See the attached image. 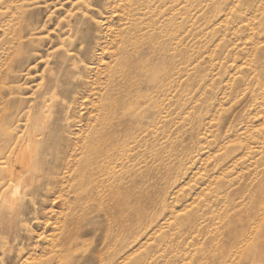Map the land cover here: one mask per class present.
I'll list each match as a JSON object with an SVG mask.
<instances>
[{
  "label": "rangeland",
  "instance_id": "rangeland-1",
  "mask_svg": "<svg viewBox=\"0 0 264 264\" xmlns=\"http://www.w3.org/2000/svg\"><path fill=\"white\" fill-rule=\"evenodd\" d=\"M0 195V264H264V0H0Z\"/></svg>",
  "mask_w": 264,
  "mask_h": 264
},
{
  "label": "bare ground",
  "instance_id": "bare-ground-1",
  "mask_svg": "<svg viewBox=\"0 0 264 264\" xmlns=\"http://www.w3.org/2000/svg\"><path fill=\"white\" fill-rule=\"evenodd\" d=\"M180 15V14H179ZM177 33V32H176ZM178 37V36H177ZM110 49V48H109ZM103 63H105V62H103ZM168 77V76H167ZM162 83V82H161ZM171 92V91H170ZM172 94V92L170 93V95ZM100 96V95H99ZM179 98V97H178ZM182 99H183V97H182ZM182 101V100H181ZM97 103V102H96ZM184 103V102H183ZM98 107V106H97ZM97 109V108H96ZM163 110V109H162ZM162 110H161V112H162ZM160 111V110H159ZM164 112V111H163ZM162 112V113H163ZM123 113V112H122ZM125 114H126V112H125ZM138 115H140V112H137V115L136 116H138ZM95 116V115H94ZM132 116V115H131ZM164 117V116H163ZM246 119V118H245ZM25 123V122H24ZM23 124V123H22ZM20 125V124H19ZM25 125V124H24ZM36 126V125H35ZM4 127V126H3ZM247 128V127H246ZM93 129V128H92ZM248 129V128H247ZM40 130H41V128H40ZM7 131V130H6ZM25 131V130H24ZM154 132V131H153ZM227 134V133H226ZM17 135H18V133H17ZM16 135V136H17ZM236 135V134H235ZM234 135V136H235ZM30 136V135H29ZM33 136V135H32ZM36 136V135H35ZM34 136V137H35ZM38 136V135H37ZM232 136V135H231ZM237 136V135H236ZM22 137V136H21ZM17 138V137H16ZM30 138V137H29ZM36 138V137H35ZM134 138V137H133ZM236 139H237V137H236ZM14 140H16V139H14ZM18 140H19V138H18ZM21 140V139H20ZM244 140V139H243ZM248 140V139H247ZM261 140V139H260ZM24 141V140H23ZM32 141V140H31ZM19 142V141H18ZM25 142V141H24ZM27 142V141H26ZM221 142V141H220ZM226 142V141H225ZM246 143V142H245ZM13 144V143H12ZM34 144V143H33ZM14 145V144H13ZM25 145H27V144H25ZM117 145H120V144H117ZM206 145V144H205ZM23 145H21V148L20 149H18V151H17V149H16V153L13 155V156H11L12 158L10 159L11 160V162H10V160H8L9 162H10V164H11V173H13V175L16 177V184H15V191H14V195H16V194H18V192H19V190H20V187L21 186H25L26 188H29V186H30V183L32 182V180H33V178H34V175H33V171H34V167H35V165L37 164V163H40V161H41V159H42V156L41 155H32L31 153L32 152H29L28 151V147L27 146H23ZM18 147V146H17ZM29 147H30V145H29ZM206 147V146H205ZM32 149V148H31ZM30 148H29V150H31ZM97 149V151H99L100 153L101 152H103L104 150H105V145L103 146V144H102V142H100L99 143V148H96ZM8 150V149H7ZM13 149H11V151H12ZM127 151V150H126ZM3 153H4V151H3ZM204 153H205V151H204ZM5 156V155H4ZM10 157V156H9ZM126 157V156H125ZM3 158V157H2ZM6 163V162H5ZM20 163L22 164L21 165V167H19L18 168V166H20ZM5 165V164H4ZM4 167V166H3ZM3 169V168H2ZM7 169V168H6ZM222 169H223V167H222ZM8 170H10V169H8ZM221 170V169H220ZM197 171H198V169H197ZM199 171H201V170H199ZM192 172V171H191ZM190 172V173H191ZM222 173H223V171H222ZM9 174V173H8ZM219 174V173H218ZM196 175V174H195ZM223 175V174H222ZM13 176V177H14ZM66 176V175H65ZM64 177V176H63ZM223 178V177H222ZM14 179V178H13ZM185 180V179H184ZM187 182H189V181H187ZM211 182V181H210ZM7 183H9V182H7ZM6 185V184H5ZM208 186V185H207ZM54 189H55V187H54ZM210 190V189H209ZM6 191V190H5ZM54 191V190H53ZM5 193V192H4ZM9 195V194H8ZM199 195V194H198ZM1 196V195H0ZM10 197V196H9ZM14 197V196H13ZM198 197V196H197ZM14 199V198H13ZM198 199V198H197ZM2 200V199H1ZM4 200V199H3ZM2 200V201H3ZM264 201V200H263ZM261 203H263L264 204V202H261ZM15 208H16V203L15 202H11V203H9V205H8V207L6 208H4V204H3V208L0 210V216H1V219H2V223H3V225H4V227H7V226H9V223L7 224V222H9L10 220H11V218H12V216L10 217V218H8V221H7V218H6V213H5V210H9V211H11V212H14L15 211ZM263 211V210H262ZM187 214H188V212H187ZM190 216V215H189ZM188 217V216H187ZM225 217V216H224ZM261 218H262V216H261ZM256 221H258V220H256ZM190 222V221H189ZM256 224L258 225V223L256 222ZM251 226H253V225H250V227ZM3 227V228H4ZM254 227V226H253ZM3 230V229H2ZM247 232V231H246ZM248 234V233H247ZM247 237V236H246ZM242 239V238H241ZM244 240V239H243ZM235 244V243H234ZM242 247V246H241ZM193 248V247H192ZM262 248H264V240H263V246H262ZM235 251V250H234ZM237 251V250H236ZM241 251V250H240ZM264 250H261L260 251V253L262 254V252H263ZM191 252V251H190ZM189 256V255H188ZM230 256V255H229ZM233 256V255H232ZM225 257V256H224ZM194 258V257H193ZM184 259V258H183ZM236 260H237V258H235ZM226 260V259H225ZM235 261V260H234ZM230 262V261H229ZM206 263H208V262H206ZM217 263H218V261H217ZM222 263V262H221ZM233 264V263H232Z\"/></svg>",
  "mask_w": 264,
  "mask_h": 264
}]
</instances>
